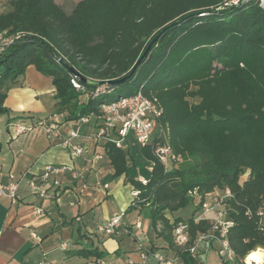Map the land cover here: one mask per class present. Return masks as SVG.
I'll return each instance as SVG.
<instances>
[{
  "label": "trees",
  "instance_id": "obj_1",
  "mask_svg": "<svg viewBox=\"0 0 264 264\" xmlns=\"http://www.w3.org/2000/svg\"><path fill=\"white\" fill-rule=\"evenodd\" d=\"M231 1L79 0L67 13L54 0H9L0 11V32L21 35L0 56V115L9 111L7 91L30 65L51 78V114L63 122L88 116L86 131L98 125L102 103L137 91L161 108L165 142L180 160L165 170L153 155L161 140L142 146L151 172L146 184L130 179L138 194L126 211L147 219L167 256L182 264H202L189 248L211 221L194 215L207 194L225 189L232 263L264 250V8L258 0ZM61 61L88 81L85 92L72 87ZM102 154L113 178L127 175L124 148L105 144ZM195 195L187 219L173 216ZM179 222L187 224L184 247L174 244ZM71 255L98 261L106 254L90 245Z\"/></svg>",
  "mask_w": 264,
  "mask_h": 264
},
{
  "label": "crops",
  "instance_id": "obj_2",
  "mask_svg": "<svg viewBox=\"0 0 264 264\" xmlns=\"http://www.w3.org/2000/svg\"><path fill=\"white\" fill-rule=\"evenodd\" d=\"M29 68L33 69L32 80H26L25 76L16 80L15 88H25L28 92L23 94L21 101L13 95L17 100L15 108L19 110L12 111L7 106L11 110V117L44 118L54 111V87L51 78L42 75L32 65L26 70ZM12 91L14 90L7 91V97ZM44 91L51 94L48 106L42 101L41 95ZM18 94L21 95L20 92ZM32 96L35 97L33 104L30 100L24 101ZM67 123L60 126V134L63 136L69 129L66 127ZM4 148L3 154L0 155L2 181H6L7 175L13 173L19 180L20 187L17 200L0 197V264H41V261H44L43 264H54V259L46 258L51 251L62 250L65 258H69L78 256L71 255V252L90 245L106 254L96 261L99 264L100 261L106 264H128L129 261L139 264L142 262L139 242L143 244L146 252L143 264H161L153 258L154 253H159L167 259L174 258L167 256L164 242L151 233L147 219L139 215L137 210L126 211L131 203V192L135 189V185L128 180L138 179H127V175L123 174L113 178L110 165L103 161L89 164L81 157L70 155L59 144L58 138L45 135H38L33 139L10 137ZM20 149L22 150L19 151ZM65 163L74 165L83 173V186L78 182L63 179V189L58 192L53 203L41 201L30 193L27 187L30 176L39 174L46 164ZM96 177H100L101 181ZM96 181L107 183L109 187L97 188ZM36 206H41L44 213L36 214ZM120 212H124L123 225L130 227L134 237L125 234L106 237L93 233L97 224ZM138 216L139 227H135L133 223ZM76 217H80V220L76 221ZM32 234L38 239H34ZM218 249L216 241H202L197 246L195 256L202 264H233L221 258L217 253ZM88 260L93 259L89 257ZM172 264L182 263L178 259Z\"/></svg>",
  "mask_w": 264,
  "mask_h": 264
},
{
  "label": "built area",
  "instance_id": "obj_3",
  "mask_svg": "<svg viewBox=\"0 0 264 264\" xmlns=\"http://www.w3.org/2000/svg\"><path fill=\"white\" fill-rule=\"evenodd\" d=\"M2 1L7 3L9 0ZM258 1L259 5L264 8V0ZM231 2L236 3L237 0H232ZM20 40L21 35L18 33L0 32V56ZM70 84L77 91L85 92L87 90L86 86L79 81V78L72 73L70 75ZM104 91L105 86H101L95 90V94ZM161 113L162 110L157 104L149 100L140 91H137L133 95L120 97L109 103H102L100 105L98 125L96 127L89 126L87 131L83 127L89 122V117L84 116L78 121L73 122V127L69 128L63 136L60 134V126L65 122L62 121L60 115L51 114L44 118H35L32 120H14V138L23 137L33 139L38 135L58 138L59 144L70 155L81 157L87 163L94 164L103 161L104 157L102 153L104 152L105 144H111L117 148H124L127 134L133 132L138 143L142 146L149 144L155 137L161 140L153 148V155L164 165L165 170H167L170 169L172 161H179L180 158L171 152L170 146L165 142V131L159 122ZM23 175L26 174L23 173ZM65 178L73 182H78L83 186V173L74 165L65 163L44 165L39 174L29 177L27 187L30 193L41 201L53 203L58 192L63 189L62 184ZM138 181L141 184L147 183L144 178H140ZM19 187V180L13 173L7 175L6 181H2L0 174V197H6L12 201L17 200L19 197ZM95 187L107 189L109 186L107 183L101 184V182L96 181ZM137 194L138 190H132L131 202ZM229 195H231L230 191L225 189L217 194H207L200 202V208L194 215V220H210L211 230L196 238L194 244L189 248L193 255H195V251L200 242L216 241L219 245L217 252L219 256L227 262L233 261L234 252L226 239L227 230L231 225V221L228 219V213L225 210L226 200L230 197ZM195 197L199 198L197 195ZM34 211L38 215L44 213L41 206H36ZM123 217L124 212L111 216L109 219L97 224L93 233L106 237L119 236L121 234L132 237L134 232L131 231L130 227L123 225ZM75 220L79 221L80 217H76ZM139 223L140 218L138 216L133 225L139 227ZM186 225V222H179L173 231L174 244L176 246L184 247L189 241ZM32 237L36 240L38 239L35 234H32ZM138 249L141 250L140 256L142 259V262L139 264H143L146 260V252L143 244L140 242L138 243ZM152 256L161 264H172L174 261H178L177 257L167 259L159 253H154ZM43 263L44 261H41V264ZM101 264L106 263L101 261ZM128 264L133 263L129 261Z\"/></svg>",
  "mask_w": 264,
  "mask_h": 264
},
{
  "label": "rangeland",
  "instance_id": "obj_4",
  "mask_svg": "<svg viewBox=\"0 0 264 264\" xmlns=\"http://www.w3.org/2000/svg\"><path fill=\"white\" fill-rule=\"evenodd\" d=\"M79 0H54L56 4H58L65 12L69 13L71 9L74 7V5ZM7 3H4V1H0V11L6 9ZM32 73L33 69L29 68L25 71L24 74L17 77V79L22 78L23 76L26 77V80H32ZM47 85V84H46ZM51 87V85H50ZM13 89L12 94H8V97L6 99V106L10 107L12 111H18L19 109L15 108V104L17 103V100L13 97V95L18 98L19 101H21V97L23 94H26L28 91H25V88L17 89L15 88V85H13L9 90ZM46 89V88H45ZM8 90V91H9ZM20 92L21 95L18 94ZM117 95V94H115ZM43 103L48 106L50 104L51 100V94L49 91H44L41 95ZM35 97H28L25 98L24 101L30 100V103L33 104ZM12 106V107H11ZM14 107V108H13ZM9 109V108H8ZM20 112V111H19ZM14 120L11 117V110L9 109L8 113H4L0 115V143H1V150L0 155L4 152V145H6L7 141L10 137L12 139L14 138ZM73 125V122L67 123V128H71ZM142 145L138 143L135 135L133 132H129L126 136V142H125V151L127 153V160L129 162L128 170L127 172V179L134 178V179H140V178H149L150 176V165L151 162L147 160L142 152H141ZM247 175L244 174L241 179L246 178ZM96 179L100 180V177H96ZM101 181V180H100ZM129 182L130 179L128 180ZM135 187V186H134ZM218 191H214L213 194H217ZM195 201H197V197L195 200L190 203L186 208L179 210L178 212L174 213L173 216H179L183 219H187L190 216V213L192 211V207L195 205ZM224 208V207H223ZM222 208V209H223ZM46 258L55 261L54 264H99L96 261L88 260L89 257L85 256H71L69 258H65L64 252L59 249H55L51 251ZM88 260V261H87ZM244 264H247L248 261L243 260ZM250 264V263H248Z\"/></svg>",
  "mask_w": 264,
  "mask_h": 264
},
{
  "label": "water",
  "instance_id": "obj_5",
  "mask_svg": "<svg viewBox=\"0 0 264 264\" xmlns=\"http://www.w3.org/2000/svg\"><path fill=\"white\" fill-rule=\"evenodd\" d=\"M154 40H155V38H153V39L148 43L146 49L144 50V52H143L142 55L140 56L138 62H139L140 60H142L144 56H146V53H147L148 49L150 48V46H151V44L153 43ZM60 63H61V65H62L66 70H68V71L71 72L72 74L76 75V76L81 80L82 83H86V82H88L86 79H84V78L82 77V75H79L80 73H79V72H78L73 66H71L70 64H68V63L65 62V61H61ZM134 67H135V66H133V68H134ZM115 82H116V81H114V80L109 81V83H115Z\"/></svg>",
  "mask_w": 264,
  "mask_h": 264
},
{
  "label": "bare ground",
  "instance_id": "obj_6",
  "mask_svg": "<svg viewBox=\"0 0 264 264\" xmlns=\"http://www.w3.org/2000/svg\"><path fill=\"white\" fill-rule=\"evenodd\" d=\"M248 263L252 262L253 264H260L264 258V250L263 249H256L250 252L246 257Z\"/></svg>",
  "mask_w": 264,
  "mask_h": 264
}]
</instances>
